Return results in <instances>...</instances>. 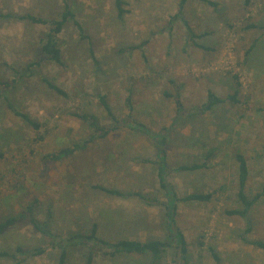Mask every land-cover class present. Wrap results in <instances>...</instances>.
<instances>
[{"label":"rangeland","instance_id":"rangeland-1","mask_svg":"<svg viewBox=\"0 0 264 264\" xmlns=\"http://www.w3.org/2000/svg\"><path fill=\"white\" fill-rule=\"evenodd\" d=\"M180 1L120 0L119 16L115 0H70L81 31L73 21L65 24L58 36L64 62L59 68L40 54L46 31L26 16L57 18L62 0H0V82L16 81L0 100V221L37 201L33 217L64 240L88 235L96 225V236L110 243L163 241V206L92 187L140 192L164 203L156 167L148 161L156 159L153 137L167 130L166 180L176 195L214 193L207 203H177L174 220L188 245L187 264H264V251L243 240L264 242V0L248 6L244 0H210L215 7L200 0L180 6ZM249 25L255 28L246 29ZM42 77L66 96L50 91ZM235 90L238 105L193 115L208 91L226 97ZM176 92L184 107L180 117L164 96ZM12 111L28 115L39 130ZM78 112L118 128L67 159L44 164L46 155L82 146L88 138L74 116ZM133 118L144 133L131 129ZM236 151L248 166L249 199L262 194L249 211L246 236V221L226 214L240 208ZM202 162L206 168L200 171H175ZM56 245L28 221H18L0 234V252L13 256L0 257V264H58ZM37 248L45 253L30 254ZM66 248L67 264H85L91 251L83 245ZM93 254V264L149 263L147 256ZM177 260L168 251L164 263Z\"/></svg>","mask_w":264,"mask_h":264},{"label":"trees","instance_id":"trees-1","mask_svg":"<svg viewBox=\"0 0 264 264\" xmlns=\"http://www.w3.org/2000/svg\"><path fill=\"white\" fill-rule=\"evenodd\" d=\"M188 0H181L180 6H183ZM210 7H215V3L210 0H200ZM251 0H244L245 6L250 4ZM115 5L118 10V15L122 16L124 11L121 8L120 0H115ZM33 24L41 25L46 31L43 37L42 46L40 48V54L46 60L53 62L59 68L64 67V62L62 59L61 51L58 45V36L61 34L65 24L68 21H73V25L77 27L78 30L81 31L80 25L74 20L75 15L72 9V3L70 0H62V10L57 18H53L51 20H43L41 18H37L31 15L26 16ZM255 28L253 25H249L246 29ZM200 49H204V47L200 45H195ZM254 49V45L251 46L245 53V57H248L252 50ZM42 83H44L52 92H55L61 96H66V94L61 91L58 87L52 84L48 79L42 77ZM13 82H0V100L2 99L5 93L10 92L12 89ZM237 84V83H236ZM238 87V85H236ZM164 96L173 100L175 111L177 115H181L184 113V107L182 104L181 96L179 93H175L174 95L170 93H164ZM101 106L103 107L107 116H111L110 108L104 99L100 101ZM127 108L129 112H133L132 105L129 99L126 101ZM238 105V91L235 90L231 95L226 97H218L215 93L208 91L206 94V101L199 107L193 109V115H205L212 110L216 109L219 105ZM11 108V107H10ZM16 117H19L23 122L27 125L31 126L35 131H38L40 126L32 121L30 117L26 114L20 113L18 111H12ZM74 116L81 121L82 125L87 128L89 133L88 138L83 142L82 146L75 145L74 148H65L56 153L48 154L43 158L44 164H53L62 161L63 159H67L73 155L76 150H80L81 147L85 148L92 143L103 140L110 136L117 130V126L115 127H104L99 124L98 118L95 115L88 114L86 112H78L74 113ZM180 117V116H179ZM131 125V129L136 131L138 128H141L140 132L144 133L143 127L139 124L134 118L129 122ZM165 135L156 134L153 137L154 148L156 150V159L150 160L148 162L152 163L156 167L157 178L159 183L160 190L164 193V197L166 201L164 203H159L158 199L151 198L146 194H142L140 192L129 193L128 195L112 189L104 188L100 185L92 187L94 190L102 192L104 194L117 197V198H126V197H134L141 201L143 204L147 206H155L161 205L165 210V221L166 225L164 226L165 238L163 241L152 240L146 242L139 241H131V240H120L114 243H110L99 239L96 236L97 226L93 225L90 233L87 235H83L80 233L73 234L68 240L61 239L58 236H55L51 233L48 228V225L41 224L37 219L33 217V207L38 205L37 201H33L31 204L27 205L26 209L20 211L16 215L10 216L3 221H0V234L6 231L8 228L14 226L18 221L26 220L36 228L41 233L47 235L50 239H53L56 242V246L61 249L60 257L58 260V264H67V251L66 247L70 245H78V246H89L90 252L87 256L85 264H93V253L99 254L101 257L113 259L118 255H135V256H147L149 258L148 264H165V255L168 251H173V257L177 258V262L173 264H187L186 254L188 252V245L184 239V236L179 231V229L175 225L174 218L176 217V209L177 203H189V202H201L207 203L213 199L214 193L200 194V193H192V194H183L178 197L173 190V187L170 186L166 180L167 174L171 172L168 165V156L166 147L168 146V136L169 132L165 130ZM41 139V137H40ZM168 139V141H167ZM82 149V148H81ZM3 158V154L0 151V159ZM234 160L237 165V193H236V201L240 206L239 209H232L226 211L228 216H237L244 219L247 223V229L244 232L246 236L249 231V222H248V214L251 208L257 203L262 194L255 195L253 198L249 199L246 194V184L248 180V166L245 160V157L239 152L236 151L234 154ZM139 162H145L138 160ZM206 168V163H192L190 165H180L175 171L176 172H195L200 171ZM243 240L260 250L264 251V242L262 241H250L246 237H243ZM45 248H37L32 250L30 254L34 256H41L45 253ZM18 252L22 250L20 248L17 249ZM25 253V252H23ZM1 258H13V256L9 255L6 252H0ZM216 262H219V259L214 255L213 256Z\"/></svg>","mask_w":264,"mask_h":264}]
</instances>
